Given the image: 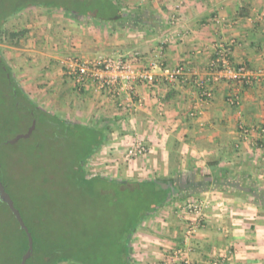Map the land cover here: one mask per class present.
Instances as JSON below:
<instances>
[{
	"label": "crops",
	"instance_id": "1",
	"mask_svg": "<svg viewBox=\"0 0 264 264\" xmlns=\"http://www.w3.org/2000/svg\"><path fill=\"white\" fill-rule=\"evenodd\" d=\"M116 1L124 10L142 7L147 24L133 29L33 3L12 13L23 16L26 33L2 55L24 92L49 112L106 130L108 141L91 156L100 175L178 179L188 170L203 175L224 168L241 185L255 180L264 188V0ZM231 40L234 64L246 65L254 80L248 86L211 82L207 99L192 82L167 79L139 84L140 101L129 107L124 95L117 99L92 84L77 87L62 66L69 55L133 58L139 51V66L157 57L204 79L216 44ZM231 96L238 102L232 104ZM139 137L149 152L127 160L126 148ZM192 200L201 203L200 216L187 210ZM198 219L201 225L187 239L188 225ZM133 248L138 264H166L181 248L178 264H264V205L230 186L172 200L136 230Z\"/></svg>",
	"mask_w": 264,
	"mask_h": 264
},
{
	"label": "trees",
	"instance_id": "2",
	"mask_svg": "<svg viewBox=\"0 0 264 264\" xmlns=\"http://www.w3.org/2000/svg\"><path fill=\"white\" fill-rule=\"evenodd\" d=\"M73 2L66 8L76 15L118 21L133 29H140L150 18L142 7L124 10L116 0ZM23 5L19 0H0V36L3 23ZM25 33L23 30L9 35L17 39ZM7 75L12 78L6 62L0 60V81L9 94L5 97L13 99V116L25 120L26 128L36 121L29 137L7 143L16 148L14 155L0 154V180L34 239L26 264H136L133 238L141 224L167 202L212 187L244 189L264 205V188L257 181L241 185V179L224 168L221 173L203 175L188 170L179 173L178 179H116L100 174L89 177L85 162L108 141L106 130L42 109ZM20 141H27L25 148L19 147ZM0 143H4L1 136ZM15 163L21 172L8 173ZM28 247L27 233L0 197V264H21Z\"/></svg>",
	"mask_w": 264,
	"mask_h": 264
},
{
	"label": "built area",
	"instance_id": "3",
	"mask_svg": "<svg viewBox=\"0 0 264 264\" xmlns=\"http://www.w3.org/2000/svg\"><path fill=\"white\" fill-rule=\"evenodd\" d=\"M176 7L180 8L181 4H177ZM235 43L236 41L231 40L216 44L214 56L208 63L207 77L204 79L187 71L183 64L171 67L157 57L149 59L144 66H139L137 62L142 58L139 51L134 52L133 58L115 55H97L93 58H84L79 55H69L62 59V66L64 71L75 81L77 87L82 88L92 84L96 89L106 91L117 99L124 95L129 101V107H133L136 102L140 101L136 97L139 84L156 85L167 79L181 83L192 82L199 90L200 95L207 99L213 96V90L209 86L211 82L225 80L243 86H248L253 82L254 73L246 65H235L232 60ZM156 69H161L162 73H157ZM229 100L232 104L238 102L236 96H231ZM243 131L246 134L250 132L245 127H243ZM148 152L147 143L139 137L126 148L125 158L127 160L136 159ZM186 208L189 212H195L199 216L202 213V205L198 200L188 202ZM201 222L198 219V222H191L188 225L187 239L197 232ZM184 253L185 249L177 250L174 257L169 258L166 264H178L181 261L178 256H183ZM184 260L187 262L186 259Z\"/></svg>",
	"mask_w": 264,
	"mask_h": 264
},
{
	"label": "rangeland",
	"instance_id": "4",
	"mask_svg": "<svg viewBox=\"0 0 264 264\" xmlns=\"http://www.w3.org/2000/svg\"><path fill=\"white\" fill-rule=\"evenodd\" d=\"M73 1L74 0H19V2L23 3V4L33 3V4L43 5L44 7L63 6L65 8L66 7L69 8L70 6H72L74 4ZM24 23H26V22L23 21V16L19 15V14L11 16V17H8L7 20L3 23L2 29H1L2 35L0 36V38H1L0 44L2 46V52L1 53H3L4 56L14 46L18 47L14 43L17 41V39L19 41L21 39L19 37L17 39H13V37H11V35H9V33L10 32H17L18 30L21 31V29L23 30L24 27L22 25ZM20 31H18V32H20ZM9 73H11V72L9 71ZM11 77H12L13 81L15 82V84L19 88H21L19 82L15 79V77L12 75V73H11ZM2 85L3 84L0 81V136H1V141L4 142V143H0V145H1L0 146V154L5 155V156H10V155H12L13 151L16 150V148H14L11 145H8L7 144V143H9L8 141L10 139H13L14 137H16L18 134H22V133L27 132L28 128H26L25 120H22V118L15 119V117L13 116L14 112H16L15 111V105L13 103V99L10 100L9 96L5 97L6 95H9V94L6 93L7 90L4 89L3 88L4 85L3 86ZM37 104L42 109H45V108H43V106H40V104H41L40 102L37 103ZM50 113H52V112H50ZM57 116L60 117V118L68 119V120L74 122L73 118H71V117L70 118H64L63 116H60V115H57ZM92 124L93 123H86V125H92ZM17 142H15V143H17ZM26 142L25 141H20L19 147H22V148L24 147L25 148L26 145H27ZM14 154H15V152L13 153V155ZM95 167L96 166L94 165L93 160L90 157L85 162V168L87 170V173H88L87 175L89 177L94 176L96 174H99V172L96 170ZM13 172H17V173L21 172L20 168L17 166L16 163L13 164V166L8 169V173H13ZM24 186H27V184H25L24 181H23V188L26 191ZM133 252H134V249H133ZM135 260H136V258H135ZM62 264H75V263L65 262V263H62ZM136 264H138L137 260H136Z\"/></svg>",
	"mask_w": 264,
	"mask_h": 264
},
{
	"label": "water",
	"instance_id": "5",
	"mask_svg": "<svg viewBox=\"0 0 264 264\" xmlns=\"http://www.w3.org/2000/svg\"><path fill=\"white\" fill-rule=\"evenodd\" d=\"M35 123H36V121L33 120V123L28 128L27 132L22 133V134H18L16 137H14L13 139H10L8 142L13 144V143L19 141L21 138L29 137L32 134L33 130L35 129ZM0 197L7 202V204L10 207V209L12 210L14 215L16 216V218H17V220H18V222L20 224V227L22 229H24L25 232L28 235L29 247H28L27 251L24 253V255L22 257V260H21V264H26L27 259L31 256V254L33 252V249H34L33 235L31 233L28 225L25 223L24 218L21 215L19 209L16 207L13 198L11 197L9 192L6 190L4 184L2 183L1 180H0Z\"/></svg>",
	"mask_w": 264,
	"mask_h": 264
},
{
	"label": "flooded vegetation",
	"instance_id": "6",
	"mask_svg": "<svg viewBox=\"0 0 264 264\" xmlns=\"http://www.w3.org/2000/svg\"><path fill=\"white\" fill-rule=\"evenodd\" d=\"M0 60H4L3 55H2V53H1V48H0ZM7 77L10 78L9 75H7ZM3 80L5 81V78H4ZM10 82H12V83L14 82L12 78H10ZM13 84H15V82H14ZM15 85H16V84H15ZM6 86H7V83H6Z\"/></svg>",
	"mask_w": 264,
	"mask_h": 264
}]
</instances>
